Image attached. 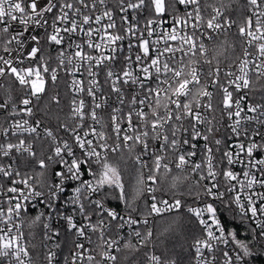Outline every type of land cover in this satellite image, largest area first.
Returning <instances> with one entry per match:
<instances>
[{
    "label": "snow or ice",
    "instance_id": "1",
    "mask_svg": "<svg viewBox=\"0 0 264 264\" xmlns=\"http://www.w3.org/2000/svg\"><path fill=\"white\" fill-rule=\"evenodd\" d=\"M0 92V264L264 254V0H0Z\"/></svg>",
    "mask_w": 264,
    "mask_h": 264
},
{
    "label": "trees",
    "instance_id": "2",
    "mask_svg": "<svg viewBox=\"0 0 264 264\" xmlns=\"http://www.w3.org/2000/svg\"><path fill=\"white\" fill-rule=\"evenodd\" d=\"M221 2H222V0H210V3L219 4ZM225 2H226V0H225ZM240 2H241V0H232L233 7H239ZM233 32H235V30ZM220 39H224V37L221 36ZM229 39H232V37L229 36ZM221 59H223V58H221ZM256 98L259 99V95H257ZM115 162H118L120 164V167H121L123 174H124L126 186L128 188V191H129V195H131V185L134 182V172L132 171L131 161L128 160V158L125 156L123 161H120V160H118V158H115ZM222 218L229 223L230 227H234L235 225L240 223L238 220L232 221L231 216L226 211L222 214ZM165 227H167V224L164 222H160V224H159L160 230L162 231ZM238 231H239L240 238H244L246 233L243 229V226H241L238 229ZM249 264H264V254L257 253L256 255H254V257L249 258Z\"/></svg>",
    "mask_w": 264,
    "mask_h": 264
},
{
    "label": "built area",
    "instance_id": "3",
    "mask_svg": "<svg viewBox=\"0 0 264 264\" xmlns=\"http://www.w3.org/2000/svg\"><path fill=\"white\" fill-rule=\"evenodd\" d=\"M208 2L210 3V0H208ZM181 12H183V7H181ZM130 12H131V10H129ZM170 23H171V19H170V17L169 18H166V25L165 26H168V25H170ZM235 29H233L232 31H234ZM0 96H2V92H0ZM226 123V122H225ZM219 127H220V132L218 133V136H220L221 138H225L226 137V135H227V130H226V128L223 126V124H221V125H219ZM194 142H196L197 144H198V149H199V147L200 146H202L203 145V143H204V141L202 140V139H197V141H194ZM228 143H232V141L231 140H228L227 141ZM127 157V156H126ZM200 157H199V152H198V155H197V157H196V159H199ZM114 160H115V158H114ZM237 167V169L239 168V165H237L236 166ZM114 204H115V202H113ZM113 204V206H115ZM120 207L121 208H123V204H121L120 205ZM42 210H44V207H43V205L42 204H35L34 203V206H30V212H29V215L30 216H35L36 214H38L40 211H42ZM225 211H223V210H221V216H222V214L224 213ZM47 214V213H46ZM223 219V218H222ZM53 222H55V218H54V221ZM36 233H37V236L39 237L41 234H42V232H43V226H42V224H38V225H36L35 226V228L33 229ZM25 231L27 232L28 231V228H27V225H25ZM126 231V230H125ZM60 240H63L64 239V235L62 234V236L59 238ZM67 252V248H65L64 249V253H66Z\"/></svg>",
    "mask_w": 264,
    "mask_h": 264
}]
</instances>
